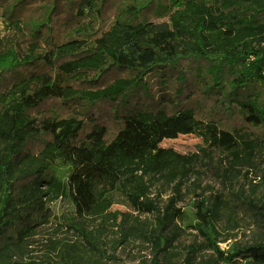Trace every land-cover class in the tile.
Returning <instances> with one entry per match:
<instances>
[{"label": "trees", "instance_id": "trees-1", "mask_svg": "<svg viewBox=\"0 0 264 264\" xmlns=\"http://www.w3.org/2000/svg\"><path fill=\"white\" fill-rule=\"evenodd\" d=\"M0 16V264H112L134 239L147 264H174L186 214L159 207L148 177L180 195L209 172L232 190L193 202L184 264H264V195L232 187L251 172L264 185V0H0ZM156 72L175 83L159 99ZM181 135L205 146H163ZM118 196L138 215L113 211ZM249 218L261 233L231 245Z\"/></svg>", "mask_w": 264, "mask_h": 264}, {"label": "rangeland", "instance_id": "rangeland-1", "mask_svg": "<svg viewBox=\"0 0 264 264\" xmlns=\"http://www.w3.org/2000/svg\"><path fill=\"white\" fill-rule=\"evenodd\" d=\"M113 11L115 10V5H111ZM160 21V20H159ZM163 21V20H161ZM9 30L6 27V24L3 20V17L0 16V32L4 35ZM146 82H148V88L151 87V93L155 94V98L159 99L163 91L170 92L169 87L175 85L174 82H170L169 84L164 82L161 74L159 73H150L145 76ZM162 89H164L162 91ZM153 94V95H154ZM62 105L64 113L72 112V108L74 106H69V103H59ZM163 146L173 147L176 150L182 153H191L199 151L202 147L205 146L204 141L201 137L196 135H181L177 139L174 140H166L163 143ZM57 168L60 171H65V167L58 162ZM148 182L152 186L151 188V196L150 198L162 209H165L168 205H173L182 209L185 212L186 216L184 220L177 221V231H179L180 236H178L177 242L175 243L174 252H176V257L174 259V264H184L185 259L187 258V246L192 243H200L201 238L198 235V232L193 228V224H195V208L193 202L199 195L202 194H216L218 192H230L231 187H229L228 183L224 180V177L218 174H213L209 172L205 174L203 177L196 178L192 177L188 180L185 185L182 187L181 194L177 195L174 190L175 183H168L165 180L160 179L159 177H148ZM252 183L259 184L256 190L257 196L264 195V185L261 183V179L256 172H251L247 176H243L238 178L233 182V186L235 189H239L244 187L247 192L251 191ZM174 198V204L171 203V200ZM176 201V202H175ZM50 208L54 214L62 215L67 211L72 209L71 204L68 200L60 199L57 202L51 203ZM112 210H120L122 212H130L133 213L134 216H137L138 213L134 211L127 203L126 199L123 196H118L117 202L113 206ZM142 219L151 218L152 214H143L140 215ZM249 221L242 222L241 227L235 230L237 234L236 238L230 240L231 245L238 242L242 245L250 244L254 241L260 233L261 229L257 227L254 220L248 219ZM54 227L45 228L41 231V237L46 236L47 234L54 231ZM72 232L60 231L59 235L69 239H76V236L72 235ZM108 237H116L120 235V232L117 231L115 234L111 230L107 232ZM42 239V238H40ZM226 244V243H224ZM223 244V246H225ZM228 247V243L226 244ZM225 246V247H226ZM40 246H37L36 250H40ZM112 250L109 249V254H112ZM115 259L112 261V264H147L151 260V249L147 247L141 240H131L127 244L121 246L114 253ZM214 256L212 251H203L198 253L197 262L201 264L203 260H207L210 257ZM246 264V263H241Z\"/></svg>", "mask_w": 264, "mask_h": 264}, {"label": "built area", "instance_id": "built-area-1", "mask_svg": "<svg viewBox=\"0 0 264 264\" xmlns=\"http://www.w3.org/2000/svg\"><path fill=\"white\" fill-rule=\"evenodd\" d=\"M226 246V244H224Z\"/></svg>", "mask_w": 264, "mask_h": 264}]
</instances>
